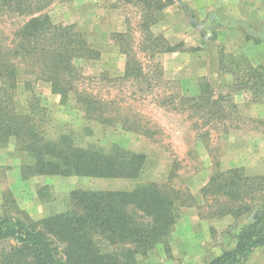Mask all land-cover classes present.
<instances>
[{"label":"trees","instance_id":"16d2710c","mask_svg":"<svg viewBox=\"0 0 264 264\" xmlns=\"http://www.w3.org/2000/svg\"><path fill=\"white\" fill-rule=\"evenodd\" d=\"M124 1L138 9L142 21L136 44L128 31L117 35L121 43L118 49L125 55L119 81L130 83L138 90L145 85L151 94L155 83L163 80L156 56L179 49L170 47L163 36H154L150 27L155 23L157 12L180 0ZM53 2L0 0V147L15 143L17 154L24 160L20 167L24 174L137 179L145 169L144 154L131 152L114 142L108 146L84 142L81 135L70 129L66 132L60 129L51 136L49 120L47 123L43 109L34 99L29 98L27 114L15 112L17 84L21 76H27L35 83H46L61 105L71 104L81 114L82 122L88 125L82 128L84 133H91L92 124L118 127L149 138L158 133L149 128L150 121L144 116L120 106L117 100L102 98L93 89L109 78L101 74L85 75L80 62L99 60L100 52L75 24L52 21L47 9ZM180 7L187 10L183 5ZM210 23L242 29L247 39L264 44V33L257 26L218 15L213 16ZM136 52L144 54L151 64L145 67ZM222 59L221 56L218 60L219 70ZM248 71L256 81L243 82V87L264 89L262 74L249 66ZM31 79L25 80L23 85L32 97ZM201 81L196 96L185 95L190 90L180 87L184 95L177 91L163 94L158 104L183 114L194 108L203 110L208 121L223 118L221 96L214 99L207 80L201 78ZM165 84L178 86L174 81ZM201 191L204 199L208 194L213 196L210 216L232 215L239 219L258 210L256 218L237 230L233 248L204 263L246 264L256 249L264 247L263 178L243 179L237 170H229L213 175ZM226 195L225 202H218V197ZM70 201L66 212L39 222L3 213L0 243L7 245L0 247V264H137V255L166 244L177 209L183 203L179 202L178 191L154 182L138 185L130 192L73 191Z\"/></svg>","mask_w":264,"mask_h":264},{"label":"rangeland","instance_id":"374dc122","mask_svg":"<svg viewBox=\"0 0 264 264\" xmlns=\"http://www.w3.org/2000/svg\"><path fill=\"white\" fill-rule=\"evenodd\" d=\"M184 2L189 4L191 1ZM183 6L186 11L175 2L157 12L150 30L154 36H163L170 47L186 53L206 51L205 43L212 42L219 83L209 85L213 89V98H222L224 117L208 121L203 110L194 108L183 114L158 104L165 94L177 91L184 95L182 89L185 87L190 90L185 93L187 96L199 93L197 88L202 84L201 78L185 83L173 79L189 74L185 71L189 68L190 58L184 55L156 56L155 61L164 70L163 80L155 83L151 94L145 85L138 90L130 83L119 81L125 55L118 49L121 43L117 35L128 31L133 34L135 44L139 41L138 26L142 18L131 3L124 0H54L47 9L52 21L75 24L100 52L99 60L80 62L85 75L101 74L109 78L93 89L102 98L117 100L120 106L144 116L150 121L149 128L158 133L149 138L118 127L94 124L91 133H84L82 128L88 125L82 122L81 114L71 104L61 105L46 83H35L31 77L21 76L14 97L17 114H27L29 98L34 99L43 109L46 122L49 120L51 136L60 129L65 132L70 129L81 135L84 142H97L102 146L114 142L126 150L144 154L146 163L143 174L137 179L30 175L21 171L24 160L17 154L15 143L9 142L0 147V216L7 212L17 218L39 222L70 209L73 191L130 192L138 185L154 182L178 191L179 202L183 203L177 209L176 221L166 244L137 255V264H204L233 248L237 230L256 218L258 210L239 219L232 215L210 216L213 196L208 194L206 200L201 190L213 175L229 170H237L243 179L263 178L264 182V120L256 117V108L264 107V89H248L249 86L242 84L256 81L248 66L264 78V44L247 39L242 29H236L237 34L229 36L223 32L224 28L210 23L213 16L221 15L218 9ZM257 8L264 13V1ZM248 24L260 28L254 22ZM208 35L212 38L207 39ZM136 54L144 66L151 64L144 54ZM221 56L223 63L219 70ZM28 78L33 85L32 97L23 85ZM169 81L177 82L178 86L166 85ZM142 92L145 93L143 96ZM225 198L227 195L217 199L225 202ZM6 245V242L0 243V247ZM246 264H264V247L256 249Z\"/></svg>","mask_w":264,"mask_h":264},{"label":"crops","instance_id":"0c3cea01","mask_svg":"<svg viewBox=\"0 0 264 264\" xmlns=\"http://www.w3.org/2000/svg\"><path fill=\"white\" fill-rule=\"evenodd\" d=\"M184 1L185 0H182V4L180 0L178 5H186L189 6L190 9L194 6L209 10L218 9L222 18L237 19L246 23L254 22L260 26L262 31H264V13L257 8V5H261V1L264 0H190L191 2L189 4ZM223 32L229 36L237 34L236 29L224 28ZM205 48L206 51H196L195 53H186V51L181 50L162 54L163 56H167L168 54L171 56L184 55L190 58L188 65L189 68L185 71L189 74L181 77L174 76L173 79H178L185 83L186 81L195 78H205L211 86L217 84V82L219 83V77L217 75V60H215V52L213 50L212 42L207 41L205 43ZM256 58L257 56L255 55V59ZM259 61L263 60L259 58ZM256 112V117L264 120V107H257Z\"/></svg>","mask_w":264,"mask_h":264},{"label":"water","instance_id":"95a60500","mask_svg":"<svg viewBox=\"0 0 264 264\" xmlns=\"http://www.w3.org/2000/svg\"><path fill=\"white\" fill-rule=\"evenodd\" d=\"M189 21H190V22H193V19H192V18H189Z\"/></svg>","mask_w":264,"mask_h":264}]
</instances>
